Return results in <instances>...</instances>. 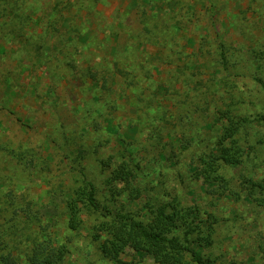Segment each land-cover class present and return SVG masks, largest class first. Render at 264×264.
Here are the masks:
<instances>
[{
	"label": "rangeland",
	"instance_id": "obj_1",
	"mask_svg": "<svg viewBox=\"0 0 264 264\" xmlns=\"http://www.w3.org/2000/svg\"><path fill=\"white\" fill-rule=\"evenodd\" d=\"M18 3L43 20L22 30L7 18L0 38V209L62 202L84 174L100 202L145 223L159 204L196 212L191 237L212 226L202 253L213 264H264V194L251 189L264 180V0ZM230 123L243 155L221 164L223 195L194 169ZM123 162L136 200L107 194ZM92 226L55 228L70 239L61 264H115ZM119 260L156 264L129 248Z\"/></svg>",
	"mask_w": 264,
	"mask_h": 264
},
{
	"label": "trees",
	"instance_id": "obj_2",
	"mask_svg": "<svg viewBox=\"0 0 264 264\" xmlns=\"http://www.w3.org/2000/svg\"><path fill=\"white\" fill-rule=\"evenodd\" d=\"M19 1L0 0V38L5 34L4 21L7 18L22 30L43 20L42 16L33 15L32 10L21 14ZM67 3L70 7V1ZM237 131L239 126L234 123L225 127L218 145L214 147L215 152L201 157L198 164L201 168L194 169L197 178H201L213 190H223V195L227 183L219 173L221 164L236 167L242 162L243 154L234 138ZM78 154V158H81L82 153ZM133 177V171L125 162L114 169L105 180L109 198L115 199L128 192L130 200H136L140 191L132 187ZM117 184L122 187L118 189ZM251 189L264 194V180L251 183ZM67 191L59 194L63 196L62 202L57 203L54 199L47 204L41 202L36 204L37 209L33 211L24 200L20 206L12 209V214L8 210V203L4 204V208L0 209L5 217L0 222V264H22V260L24 264H61L69 253L66 243L70 240L66 237L67 240L62 243L58 239L55 228L59 227L61 221L71 232H78L85 223L93 222L88 229L92 241L97 243L102 257L115 264L121 263L119 257L128 248L135 254L152 257L156 264H213L202 253V249L212 243V226L204 222L207 235L191 237L198 226L193 221L196 212L181 210L173 204H159L149 207L150 220L143 217L147 220L145 223L142 218H135L128 212H113L108 205L100 202L96 187L84 174L80 185ZM256 201L264 207V197ZM108 203L112 204L110 201Z\"/></svg>",
	"mask_w": 264,
	"mask_h": 264
}]
</instances>
